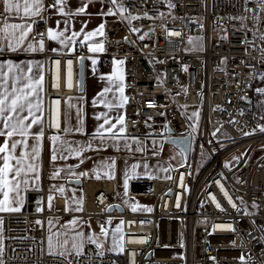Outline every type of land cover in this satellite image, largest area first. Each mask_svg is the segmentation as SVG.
Here are the masks:
<instances>
[{"label":"built area","instance_id":"2783aa9c","mask_svg":"<svg viewBox=\"0 0 264 264\" xmlns=\"http://www.w3.org/2000/svg\"><path fill=\"white\" fill-rule=\"evenodd\" d=\"M53 3L45 0V14ZM124 8L123 15L104 20L101 53L124 60L123 134H190L191 164L172 169L170 178L129 180L128 195L154 198L151 211H132L112 199L113 181L84 180L78 215L119 223L123 250L99 252L87 243L81 256L69 259L73 264H264V133L258 127L264 126V0H124ZM2 9L0 2V15ZM45 30L37 36L44 41L48 135L66 129L69 98L84 95L80 59L89 53L85 46L73 53L51 51ZM194 36L203 38L201 49L189 46ZM1 47L0 41V53ZM189 107L200 109L197 124ZM245 202L262 211L249 210ZM113 204L121 208L110 210ZM2 215L7 264H65L46 247L48 219L71 215L65 196L44 186L28 189L22 211Z\"/></svg>","mask_w":264,"mask_h":264},{"label":"crops","instance_id":"0c3cea01","mask_svg":"<svg viewBox=\"0 0 264 264\" xmlns=\"http://www.w3.org/2000/svg\"><path fill=\"white\" fill-rule=\"evenodd\" d=\"M21 4H23V0H20ZM31 2V0H30ZM82 4H87V8L84 13L76 14L79 7ZM121 8H124V0H117L116 4H112L110 0H67L66 12H71L72 15H64L61 14L57 8L52 7V4L49 5V9L47 14L44 13L45 9V0H43V9L41 14L36 17H26L21 19L23 16V8H21L20 16H17L15 13L8 14L3 13L0 15V21L7 20L9 23H24L25 21L31 22L32 19L35 20V23L32 24V31L28 34L27 38L23 41V43L19 46V50L12 51L7 47V41L4 39V33H0V41L3 47V51L0 53V65H3V68L0 69L3 72H8V64L11 62L12 65L18 66L12 69V72L9 73L8 76V91L11 92V85L13 83V78L15 76H23L25 79L19 80L16 82V86L23 87L25 83H27V77L31 76L34 79L38 77L40 74L43 75V51L39 50V42L41 39L38 38L37 34L40 33L41 28L45 26V31L47 35V30L49 28L53 29L55 32H64V36L61 39H65V37H69L73 32L79 33L78 36L74 38V41L69 44V46L65 47L58 40H49L48 39V47L51 51L55 49L53 52L57 53H73L74 51L79 50L81 47L85 46L87 49L89 45H97L102 44L104 49V41L103 35L97 34L89 39L85 40L84 37L87 33L94 32L101 24H103L104 20L115 14L123 15L125 11H121ZM109 9H111L112 14H108ZM2 26V23H0ZM18 35V33H17ZM15 41H13V44ZM32 44L37 50L30 51L28 50V45ZM103 52V51H102ZM102 52H90L88 50V55L86 56V79L84 86V95L83 96H73L69 100V105L67 108V124L65 130L55 131L51 134L45 135L43 131V136L36 140L37 134L40 132L41 127L44 129L45 120L43 115V103L42 110L40 112H36L37 116L41 117V124H32L31 128L28 130L29 134L27 137H21L20 135H15L11 138L5 136H0V146L4 144L7 140L9 142V146L13 140H22L26 139L27 148L24 147L23 144L17 145L14 156L16 158L21 157L22 154L27 153V159L25 160V166L28 163H34L37 165V173L29 172L27 174V178L29 180V184L27 186L28 189H38L41 187H46L49 190L56 191V181H51L49 176V142L50 138L53 136H57L59 138L65 136H76L82 138L83 136L97 134V128L100 124L103 123L104 117L101 119H96L97 116H101L104 114L112 124H116V128L112 130V132L120 129L123 125L116 123V118L118 116H123L124 118V110L123 106L119 107L121 103V92L117 90V87L122 83L124 79V60L120 56L108 57L101 55ZM101 57H104L106 60L111 61V66L107 70L99 69V60ZM93 59L96 60V64L93 65ZM123 61V64L115 65L113 61ZM31 64L32 71L28 72V66ZM38 65H42V68L38 67ZM115 70V72H114ZM112 77V80L108 78ZM118 77L120 79H118ZM109 87L112 90L105 94L103 98L100 97V93L103 92L104 88ZM0 92H3V88H0ZM123 94V93H122ZM43 102V91L40 93ZM31 99V98H30ZM74 99H77L79 103H77L78 107L74 108ZM96 101V103H94ZM82 103V107L80 105ZM106 104H111L112 107L106 106ZM79 107H81V118L78 117ZM6 115H8L6 113ZM15 115V113L11 114ZM20 116H28L27 109L24 112L19 113ZM78 117V118H76ZM80 118V119H79ZM32 117H28L25 120V124H30ZM76 122V123H75ZM109 125H105V129H107ZM79 129V131H77ZM0 131H4L5 133L8 131L4 127L3 122H0ZM102 133H108L105 130H101ZM123 133V132H122ZM38 147L39 158L38 160L32 159V148ZM6 155V153H0V157ZM78 162L72 156L70 157L72 167H67L65 172V177L69 180L72 178H80L84 180L91 181H113L114 185L117 186L116 179H88L85 176V170L83 169V165L88 157L84 155H78ZM10 164L14 167L16 166L15 160L10 161ZM0 167H3V160L0 159ZM38 174L39 180L35 179V176ZM12 173L9 174V179H12ZM68 182V181H67ZM73 185V183H67ZM63 187V189H69L70 185L58 184L57 186ZM76 185V184H74ZM21 195L25 199V190L22 185ZM82 188V185H81ZM117 188V187H116ZM10 195H14L10 193ZM65 196V194H62ZM66 197V196H65ZM0 198H2V194H0ZM67 204V199H66ZM69 212V211H68ZM71 215L63 217L68 218ZM78 217H81L78 215ZM51 218V217H50ZM84 218V217H83Z\"/></svg>","mask_w":264,"mask_h":264},{"label":"rangeland","instance_id":"374dc122","mask_svg":"<svg viewBox=\"0 0 264 264\" xmlns=\"http://www.w3.org/2000/svg\"><path fill=\"white\" fill-rule=\"evenodd\" d=\"M0 27L1 24H0ZM3 34L2 32H0ZM1 36V35H0ZM196 49L203 47V38L194 36L189 41V46ZM77 99H74V108L78 105ZM82 107V103H80ZM79 107L78 117L81 118ZM188 112L197 124L200 118V109L197 107H189ZM193 113H198L194 116ZM76 117V118H78ZM79 118V119H80ZM76 123V122H75ZM115 133V138L113 137ZM61 137L56 141L50 138L49 142V176L51 181H56V191L58 194H65L67 199L66 209L73 212L74 215L63 217H51L48 219L46 226L47 237L51 233H59L61 235L54 236V242L62 243L64 239L69 241L67 247L71 250L73 238L76 237L79 242L77 233H83L84 237L91 236L97 245L99 252H120L123 246L122 231L117 232L116 225H108L102 223L99 217H78L77 213L83 209V194L81 185L67 184L68 179L65 177L67 167H72L70 157H74L78 162V155H84L87 158L83 165L85 176L88 179H116L117 180V194H112L111 198H117L128 209L133 207L136 211H148L151 209L154 198L148 196H130L128 195V182L130 179H152V178H166L171 175V170L180 167H189L191 162L187 159L184 151L180 146L167 141V137L163 134H145L126 136L118 130L114 132L103 133V137L93 134L83 136L82 138L76 136ZM264 153V151L262 152ZM55 154V160L52 156ZM54 173H58L54 176ZM99 177V178H97ZM58 184L70 185L69 189L57 186ZM125 185H127L125 187ZM63 189L61 192L60 189ZM53 197V194H50ZM53 200V199H52ZM52 200L51 207L52 208ZM249 210L260 212L262 207L257 203L245 202ZM79 209V210H78ZM133 211V210H132ZM51 221V225H49ZM72 221L76 223L73 224ZM103 226L106 235L101 232ZM120 227V226H119ZM51 228V233L49 229ZM67 235H64V234ZM89 243L87 239L84 240L83 250L85 245ZM47 247V241H46ZM82 250V251H83Z\"/></svg>","mask_w":264,"mask_h":264},{"label":"snow or ice","instance_id":"6c2138e0","mask_svg":"<svg viewBox=\"0 0 264 264\" xmlns=\"http://www.w3.org/2000/svg\"><path fill=\"white\" fill-rule=\"evenodd\" d=\"M3 4V13L12 14L15 13L17 16H20L21 8H23V16H21V19H24L26 17H36L41 14V11L43 9V0H23V4H21L20 0H0ZM112 4H116L117 0H110ZM170 7H174V5H169ZM52 7L57 8V10L64 15H72L71 12H66L67 7V0H54V3L52 4ZM87 8V4H82L81 7L78 8L76 14L84 13L85 9ZM121 11H125V9L121 8ZM108 14H112L111 9H109ZM132 19H137V17H132ZM2 23V27H0V32L4 33V39L7 41V47L11 49L12 51L19 50V46L23 43V41L27 38L28 34L32 31V24L35 23V20L32 19L31 22L25 21L24 23H9L7 20L0 21ZM103 29L104 24H101L94 32L87 33L84 37L85 40L89 39L90 37H93L97 34L103 35ZM132 31H137V29H132ZM18 33V35H17ZM178 34V33H177ZM79 33L73 32L71 36L65 37V39H61L62 36H64V32H55L53 29L49 28L47 30V38L49 40H58L62 45L65 47L69 46L71 42L74 41V38L78 36ZM43 36V34H41ZM143 39V37H141ZM13 41L15 43L13 44ZM28 50L30 51H36L37 49L32 45H28ZM39 50H44V41L43 39L39 42ZM88 50L90 52H102L103 45L97 44L95 46L89 45ZM55 51V49H53ZM57 64H59V61H56ZM69 65L71 64V61L68 62ZM93 65L96 64V60L93 59L92 61ZM115 65L123 64V61H113ZM14 67H18L15 65H12L11 62L8 64V72L5 73L2 70H0V88H3V92H0V122H3L4 127L8 129V131L5 133L4 131H0V136H5L11 138L15 135H20L22 138L27 137L29 132L28 130L31 128L32 124H41V117L37 116L35 113L40 112L42 110V98L40 96V93L43 91V75L40 74L35 79L31 76L27 77V83L23 85V87H17L16 82L22 79H25L23 76H15L13 78V83L11 85V92L8 91V76L9 73L12 72V69ZM38 67L42 68V65H38ZM3 68V65H0V69ZM28 72L32 71L31 64L28 66ZM115 72V70H114ZM109 80H112V77L108 78ZM118 79H120L118 77ZM112 89L109 87L104 88L103 92L100 93V97L103 98L106 93L110 92ZM117 90L121 92V103L118 105L119 107L123 106V102L126 101V97L123 96V84L121 83ZM31 98V99H30ZM70 99V98H69ZM59 103V101H57ZM96 103V101H94ZM108 107H112L111 104H106ZM27 109L28 116H20L19 113H22ZM6 113L8 115H6ZM15 113V115H11ZM194 116H197L198 113H193ZM32 117L30 124H25V120L28 119V117ZM104 117V121L102 124L99 125L97 128V135H100L101 138L103 137V133L101 130H105L107 132H112L114 128H116V124H112L109 119L104 115L101 114V116H97L96 119H101V117ZM116 123L123 125L124 124V118L123 116H118L116 118ZM105 125H109L107 129H105ZM259 131L264 133V126H258ZM68 129H65V132H67ZM79 131V129H77ZM120 132L124 131V127H121L119 129ZM115 133H113V137L115 138ZM245 135H251V133H245ZM43 136V129L41 127L40 132L35 137L37 141ZM53 141H56L59 139L57 136L51 137ZM23 144L25 148H27V142L26 139L22 140H13L11 142V145L9 146V142L6 140L2 146H0V153H6V155L0 157V159L3 160V167H0V194H2V198H0V264H7L6 260L4 259L5 256V218L2 214H13V213H19L22 211L23 205H24V198L21 195L22 185L24 186V190H27V186L29 184V180L27 178V174L29 172L31 173H37V165L34 163H28L25 166V160L27 159L28 154L24 153L21 155V157L16 158L14 156L15 150L17 148V145ZM39 158V151L38 147L32 148V159L38 160ZM57 157L55 154L52 156V159L55 160ZM15 160L16 166L10 164V161ZM227 167V165H225ZM12 173V179H9V174ZM58 173H54V176ZM99 178V177H97ZM170 178V177H169ZM35 179L38 181L39 176L38 174L35 176ZM127 185H125L126 187ZM60 191L62 192L63 189L61 188ZM10 193L14 195H10ZM227 195V193H225ZM53 197L49 196V207H51V200ZM230 199V198H229ZM179 206V205H177ZM220 206L219 204L217 205ZM233 207H236L235 204H233ZM79 210V209H78ZM133 211H136V208L133 207ZM148 211H151V209H147ZM223 210V209H222ZM37 211H42V209L38 208ZM37 225L41 224V221L37 220L35 222ZM51 221H49V225H51ZM73 224H75V221H72ZM123 221L121 222V224ZM49 232L51 233V228L49 229ZM101 232L105 235L107 234L101 226ZM117 232H121L120 227H117ZM61 234L59 233H51L47 237V254L49 256L53 257H60L63 259L65 264H73V261L69 259L70 256L75 255L76 257H79L82 255L84 240L87 239L89 243H96V241L91 237H84L83 233H77V236L79 237V242H77L76 237L73 238V242L71 245V250L68 249L67 245L69 241L67 239H64L62 243L54 242L53 237L59 236ZM64 235H67L66 233ZM15 239V238H14ZM26 239V237L22 238ZM121 239H123V235H121ZM43 243V241L41 242ZM97 247H102V245H97ZM121 250H123V246H121ZM15 252L16 250L13 249ZM31 251V249H29ZM15 259V257H13ZM243 259V257L241 258Z\"/></svg>","mask_w":264,"mask_h":264},{"label":"water","instance_id":"95a60500","mask_svg":"<svg viewBox=\"0 0 264 264\" xmlns=\"http://www.w3.org/2000/svg\"><path fill=\"white\" fill-rule=\"evenodd\" d=\"M1 50L3 51V47H1ZM85 79H86V57H81L80 59V68H79V82H80V88L83 91L85 86ZM170 132L172 131L169 129ZM190 140L191 135L188 134L186 136H169L167 137L168 142H172L174 144H177L181 147V149L184 151L186 157L189 156V149H190ZM69 183H73L76 185H82L83 180L80 178H72L68 180ZM115 207L121 208L118 204H113L110 207V210H113Z\"/></svg>","mask_w":264,"mask_h":264},{"label":"trees","instance_id":"16d2710c","mask_svg":"<svg viewBox=\"0 0 264 264\" xmlns=\"http://www.w3.org/2000/svg\"><path fill=\"white\" fill-rule=\"evenodd\" d=\"M111 66V61L106 60L104 57H101L99 60V69L100 70H107Z\"/></svg>","mask_w":264,"mask_h":264},{"label":"bare ground","instance_id":"6f19581e","mask_svg":"<svg viewBox=\"0 0 264 264\" xmlns=\"http://www.w3.org/2000/svg\"><path fill=\"white\" fill-rule=\"evenodd\" d=\"M108 186L112 187V183H107Z\"/></svg>","mask_w":264,"mask_h":264}]
</instances>
